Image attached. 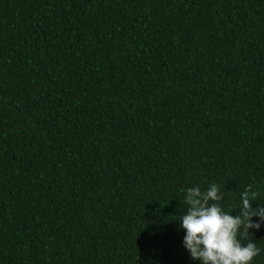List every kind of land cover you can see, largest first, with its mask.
Listing matches in <instances>:
<instances>
[{"label": "trees", "instance_id": "1", "mask_svg": "<svg viewBox=\"0 0 264 264\" xmlns=\"http://www.w3.org/2000/svg\"><path fill=\"white\" fill-rule=\"evenodd\" d=\"M212 184L264 206V0H0V264H200Z\"/></svg>", "mask_w": 264, "mask_h": 264}, {"label": "clouds", "instance_id": "2", "mask_svg": "<svg viewBox=\"0 0 264 264\" xmlns=\"http://www.w3.org/2000/svg\"><path fill=\"white\" fill-rule=\"evenodd\" d=\"M256 193L251 186L241 193L239 212L225 211L219 201L223 195L217 184L202 191L199 186L186 190L187 212L179 220L184 230L183 245L193 260L200 264H252L262 251L248 240L249 229L264 223V206L253 207ZM258 220H253V217Z\"/></svg>", "mask_w": 264, "mask_h": 264}]
</instances>
